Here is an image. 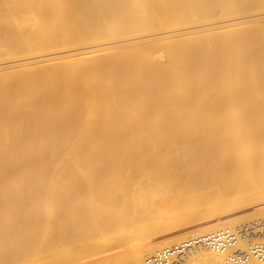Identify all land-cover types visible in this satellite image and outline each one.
Returning <instances> with one entry per match:
<instances>
[{
  "label": "bare ground",
  "instance_id": "6f19581e",
  "mask_svg": "<svg viewBox=\"0 0 264 264\" xmlns=\"http://www.w3.org/2000/svg\"><path fill=\"white\" fill-rule=\"evenodd\" d=\"M261 216L264 0H0V264H223Z\"/></svg>",
  "mask_w": 264,
  "mask_h": 264
},
{
  "label": "built area",
  "instance_id": "2783aa9c",
  "mask_svg": "<svg viewBox=\"0 0 264 264\" xmlns=\"http://www.w3.org/2000/svg\"><path fill=\"white\" fill-rule=\"evenodd\" d=\"M225 239L219 241V237ZM206 248L211 249L228 243L234 244L239 239L245 242L243 249L230 252L224 259L223 264H245L251 257L264 263V216L249 220L236 226L234 233L227 230H218L205 237ZM228 241V242H227ZM231 249V246H228ZM172 251L160 248L153 252L150 261L152 264H167V255ZM179 262H182L181 260Z\"/></svg>",
  "mask_w": 264,
  "mask_h": 264
},
{
  "label": "rangeland",
  "instance_id": "374dc122",
  "mask_svg": "<svg viewBox=\"0 0 264 264\" xmlns=\"http://www.w3.org/2000/svg\"><path fill=\"white\" fill-rule=\"evenodd\" d=\"M144 186H145L144 179H141V178H138L137 176H134V178L132 179V181L126 186L127 187V193H131L135 189H138V190L139 189H142ZM257 205L260 207V206L263 205V202H261V203H259ZM257 205L256 206L249 207V208H246L242 212H246V211L250 210L251 208L252 209L253 208H256V207H258ZM191 221H193V220H191ZM188 228H190V226L189 227H186V228H177V229L172 230L169 234L170 235H174V233L175 234H179V233L184 232V230L185 229L187 230Z\"/></svg>",
  "mask_w": 264,
  "mask_h": 264
}]
</instances>
